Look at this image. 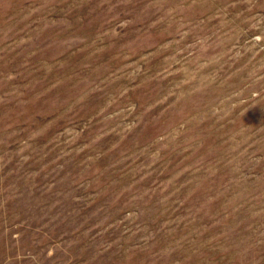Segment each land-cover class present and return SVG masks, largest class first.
Listing matches in <instances>:
<instances>
[{
	"label": "rangeland",
	"instance_id": "obj_1",
	"mask_svg": "<svg viewBox=\"0 0 264 264\" xmlns=\"http://www.w3.org/2000/svg\"><path fill=\"white\" fill-rule=\"evenodd\" d=\"M0 264H264V0H0Z\"/></svg>",
	"mask_w": 264,
	"mask_h": 264
}]
</instances>
